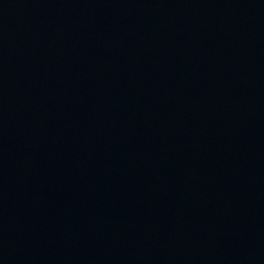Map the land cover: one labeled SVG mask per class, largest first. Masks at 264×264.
Listing matches in <instances>:
<instances>
[{
	"label": "water",
	"instance_id": "obj_1",
	"mask_svg": "<svg viewBox=\"0 0 264 264\" xmlns=\"http://www.w3.org/2000/svg\"><path fill=\"white\" fill-rule=\"evenodd\" d=\"M183 32L264 70V0H131Z\"/></svg>",
	"mask_w": 264,
	"mask_h": 264
}]
</instances>
